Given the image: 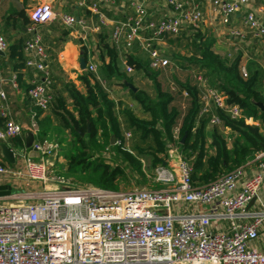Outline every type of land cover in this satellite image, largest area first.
<instances>
[{
    "label": "built area",
    "instance_id": "1",
    "mask_svg": "<svg viewBox=\"0 0 264 264\" xmlns=\"http://www.w3.org/2000/svg\"><path fill=\"white\" fill-rule=\"evenodd\" d=\"M209 1L212 12L225 27L226 41L239 44L247 39L264 40V3L253 9L249 7L250 0ZM193 2L168 0L173 14L152 20L146 0H130L132 13L125 19L112 20L110 41L126 50L137 43L148 55L151 69H165L171 62L156 44L165 35H177L184 27L199 29L203 15ZM113 3L114 0H80L78 4L92 15L89 21L58 13L47 2L30 8L27 30L31 37L25 40L23 48L29 54L25 65L40 73L27 90L34 107L47 110L52 99L48 54L39 27L58 19L64 27L77 31L85 47L89 34L109 23L102 6ZM237 13L241 14L240 25L233 27L230 18ZM7 46L0 35V53ZM125 68L132 71L130 66ZM96 69L94 58L88 60L87 70L96 73ZM240 74L248 76L243 66ZM195 79L200 86L198 117L210 114L212 108L233 119L242 116L236 104L226 103L224 94L206 86L200 75ZM14 80L15 75L11 81ZM102 84L105 85L103 80ZM261 85L264 87V78ZM170 89L175 90V86ZM182 96L187 97L185 90ZM0 99V117L4 121L0 126V142L6 143L22 137L23 130L5 105L2 90ZM129 105L133 107L132 103ZM245 120L250 122L251 118ZM208 124L220 126L222 121L211 113ZM35 127L31 130L30 148L39 153L37 159L27 156L22 137V146L6 143L14 154L15 167L0 160V184L10 186L8 195H0V200L9 201L8 205H0V264H264V249L253 245L264 226V201L260 197L264 151L256 155L257 171L240 186L238 181L244 175L245 165L205 186L194 185L190 164L171 144L166 158L152 171V180L158 188L133 185L113 190L63 181L50 186L45 156L55 151L46 140L40 139ZM174 132L177 135V127ZM130 137V132L125 131L124 138L128 141ZM8 176L9 182L5 180ZM30 182L42 188L30 189ZM21 183L26 189L16 191ZM252 199L256 206L249 207ZM223 223L226 228L221 227Z\"/></svg>",
    "mask_w": 264,
    "mask_h": 264
},
{
    "label": "trees",
    "instance_id": "2",
    "mask_svg": "<svg viewBox=\"0 0 264 264\" xmlns=\"http://www.w3.org/2000/svg\"><path fill=\"white\" fill-rule=\"evenodd\" d=\"M6 21L12 24L19 21L21 26L30 24L24 8L10 10ZM189 30L178 33L172 39L184 51L183 54L172 52L169 59L173 69L170 79L175 90L167 86L160 71L149 67L148 58H137L127 53L125 65L135 71L127 74L118 48L109 40L104 28L96 35L101 78L86 70L77 77L82 89L65 81L57 90L53 83L55 76L50 71L49 92L52 99L48 110L55 121L54 129L69 134L74 142L69 150H61L67 174L75 176L81 184L113 190L126 189L133 175L138 185L158 188L159 185L152 180V171L166 158L171 144L190 164L193 184L205 186L220 175L254 160L258 153L264 151V111L255 104H264V94L257 89L259 72L252 71L246 78L242 77L239 51L230 55L218 54L212 49L209 37L199 29ZM65 33L67 30H62V34ZM170 36L173 35H165L164 38L168 40ZM24 42L22 38L17 39L9 43L6 50L17 78L18 70L25 67ZM81 50L86 59V47ZM175 69L181 72V76L174 73ZM196 75L203 78L206 86L224 94L226 103L236 104L242 116L233 119L212 108L211 113L217 114L222 121L220 126L208 124L211 113L198 117L201 101ZM135 76L151 83V93L135 86ZM102 80L107 85H103ZM112 84L126 90L132 102L119 96L111 97L107 87ZM128 84H133L136 90L133 91ZM29 87L25 88L26 94ZM184 90L187 97L182 96ZM131 103L139 106L142 116L129 105ZM35 111L38 116L43 110L36 107ZM247 118L258 124L246 123ZM37 126V133L47 136L51 129L49 117L37 120ZM176 127L177 135L174 132ZM225 127L229 129L228 134L223 133ZM125 131L131 134L128 141L124 138ZM111 136L119 143L110 144ZM61 140L58 142L62 143ZM6 143L22 146V137L11 138ZM106 149L116 155L117 159L112 164L101 157L92 158V151ZM0 160L7 163L1 153ZM144 160L147 161V168L143 166Z\"/></svg>",
    "mask_w": 264,
    "mask_h": 264
},
{
    "label": "crops",
    "instance_id": "3",
    "mask_svg": "<svg viewBox=\"0 0 264 264\" xmlns=\"http://www.w3.org/2000/svg\"><path fill=\"white\" fill-rule=\"evenodd\" d=\"M26 1L27 0H0V35L4 37V39L7 41L8 44L20 38L27 40L31 37L30 32L27 30V26L29 24L25 26H21L19 25V21L15 22V24L6 21V16L8 15L9 11L15 8L16 9L24 8V11L28 16V12L32 7V5L27 4ZM79 1L80 0H36L35 4H38L40 2H47L50 3L53 9L58 13H67L78 17H83L87 21H89L92 18V15L85 7H82L78 4ZM263 3L264 0L262 1L257 0V2L251 1L249 7L254 9L263 5ZM193 4H196L202 12L203 20L201 22L199 30L207 37H211L210 39L212 40V45H213L212 49L216 53L221 55L222 54L230 55L232 52L236 53L239 51L241 55L239 61V71L242 66L246 69L248 73H251L252 71H258L260 77H259V82L257 84V89L264 94V87L261 85V80L262 78H264V66L261 64L259 65L258 62H256L255 58H252V56L257 55L256 54L257 52L255 50L257 49V46L260 45L264 47V40L251 41L247 39L239 44L226 41L225 27L219 22L216 15L212 12L210 1L194 0ZM102 7H103V11L105 12V14L109 19V23L103 26L102 28H104V30L108 32V38L110 40V33L112 32V23H113L112 20L125 19L128 15L132 13V9L130 7V0H114V3L111 6H102ZM146 7L149 17L152 20H158L163 16H169L173 14V8L168 4V0H146ZM242 10L243 12L246 11L245 8H243ZM240 16H241L240 13H237L234 16H232L230 18V25H232L233 27H238L241 21ZM58 27L60 32L58 31ZM189 29L191 28L184 27L180 30V32L184 30L190 31ZM62 30H67V33L62 34ZM39 32L41 34L42 44L48 54V65L50 71L52 75L55 76V80L53 82L55 86L54 89L60 90L62 88V82L65 81H70L74 83L78 88L80 87L82 88V85L77 77L81 72L87 70L88 60H93V58L97 65V69L95 73L96 77L101 78L99 75L100 73L98 72L100 61L98 59V50L96 47V40H97L96 35L99 31L96 33L91 32L88 36V41L85 46L87 52L86 59L84 58L81 50V48L84 45L82 44V41L80 40L77 31L64 27L58 19H55L49 22L48 24L41 25L39 27ZM46 32H48L49 34H46ZM173 37L175 36L168 37L169 38L168 40L163 37L162 40L157 42L156 44V46L161 50V54L167 57L168 59H170V55L172 53L171 49L180 50L177 41L172 40ZM164 46H166L167 48L165 49ZM116 48H118L119 57L121 62L124 64L123 66L125 71H126L125 55L127 53L136 56L137 58H142V59L148 58V55L143 50H141L140 46L137 43H135L133 47L130 48L129 50L124 49L122 45L120 47L117 46ZM88 50L90 51L89 56H88ZM178 53L183 54L184 51ZM23 55L25 57V60L29 55L24 50V48H23ZM81 57H83L86 62L84 69L80 68ZM158 71H160L161 72L160 75L161 76L163 75V77L166 79V83L167 86H169V88L171 87V85H174V83L170 79V74H172L173 71L172 67L169 66L165 69L162 70L160 69ZM134 72L135 71L133 70L130 72L126 71L127 74H133ZM174 73L178 74V76H181L180 75L181 72H179L177 69L174 70ZM39 74L40 73L37 72L35 69H32L25 65V67L18 70L19 78H17L15 72L12 69V63L8 58L7 51H5L3 54L0 53V90H2L5 94L4 102L12 118L22 127L23 139H24V134L27 131H31L33 125L36 126L35 127L36 129H38L37 120L43 118L44 116L49 117L50 126L55 125V121L52 118L48 109L43 110L38 116L36 115V111H35L36 107H34L31 104L28 95L26 94V89H25L26 86L31 85L32 81L37 79V76ZM13 75H15L14 82L11 81ZM140 80H141L140 76L134 77L135 86L136 83H139ZM103 81L105 82V80ZM79 84L80 87L78 86ZM105 85H107L106 82ZM107 88L108 91H111L110 87ZM118 96L121 97L122 95H118ZM126 101L130 102L131 99ZM1 102L2 100L0 99V104ZM3 122H4L3 118L0 117V126L3 125ZM246 123L258 124L257 121H254L252 119L250 122H246ZM223 133L228 134L229 129L227 127L223 128ZM38 136H40V139H43V137H45L39 134ZM0 153H1V149H0ZM15 163L12 164L13 167H15ZM256 171H257V162L255 161V159L247 162L244 166V175L242 179L238 181V185L240 186L242 181L247 176L252 175ZM5 178H6L5 180H8L7 182H9V180L11 181V178L9 176ZM19 186L21 187H18L16 191L26 189L25 187H23L22 183ZM29 188L38 189L39 188L38 183L30 182ZM260 197L264 201V177H263L262 185L260 187ZM250 206L251 207L256 206V202L249 205V207ZM215 226L217 227V224L216 225L214 224V227ZM226 226L227 225L225 223L221 225V227H225V228ZM253 245L257 248L264 249V226L259 231L258 239L253 243Z\"/></svg>",
    "mask_w": 264,
    "mask_h": 264
},
{
    "label": "rangeland",
    "instance_id": "4",
    "mask_svg": "<svg viewBox=\"0 0 264 264\" xmlns=\"http://www.w3.org/2000/svg\"><path fill=\"white\" fill-rule=\"evenodd\" d=\"M253 2H257V0H251ZM250 1V2H251ZM262 1V0H260ZM35 2L36 0H27L26 3L29 4V5H35ZM58 31L60 32L59 30V27H58ZM46 34H49L48 32H46ZM211 38V37H209ZM166 39V38H165ZM92 42V41H91ZM213 46V45H212ZM165 49L167 48L166 46H164ZM181 50V51H180ZM180 50H177V49H171V51L174 53L176 51L178 52H182L183 49L182 47H180ZM256 50V56H252V58H255L256 62H258V64L260 65H263L264 66V47L263 46H257V49ZM253 50V51H255ZM177 52V53H178ZM233 53V52H232ZM255 53V52H254ZM144 57V56H143ZM258 68V67H256ZM80 87V84L78 85ZM136 86H139L141 88H143L144 90H146L147 92L151 93L152 91V88H151V83L147 80V79H141L139 81V83H136ZM81 88V87H80ZM82 89V88H81ZM111 91H109V95L111 97H114V96H118V95H122L121 98H124L126 100H129L130 97H129V94L124 91L120 85H116V84H112L111 87H110ZM122 92V93H121ZM120 97V96H119ZM133 108L135 109V111L137 112V114L139 115H143L140 108L137 106V105H134L133 104ZM54 128V126H51V129L48 133L47 136L43 137L44 140L47 141L48 144H50L53 148V151H55L53 154H49L46 157L47 159V163H48V176H47V184L52 186V185H55L56 182H67L69 185L72 184H81L77 178L73 175H69L65 172V167H66V161H65V157L64 155H62V149H67L68 150L74 146V142L72 140V138L69 136V134L67 133H64L62 134L60 131H56ZM84 136V135H83ZM62 138V143H59L58 140ZM172 146V145H170ZM176 147V146H175ZM92 154H93V157L92 158H104L107 162H110L111 164L116 161V155L113 151L109 150V149H106L104 151H101V152H95V151H92ZM144 165H145V168H147V161L144 160ZM129 174V172H128ZM131 175V174H130ZM129 175V176H130ZM150 173L147 172V176H149ZM59 182V183H60ZM129 184V185H128ZM127 184V188H130L131 186L133 185H138L136 183V177H134L133 175L130 176V182ZM39 188L38 189H41L42 186L40 184H38ZM36 189V190H38ZM24 191V190H23ZM19 192H22V190H19ZM9 201L7 202H3V200H0V205H5L6 203H8ZM8 205V204H6Z\"/></svg>",
    "mask_w": 264,
    "mask_h": 264
},
{
    "label": "water",
    "instance_id": "5",
    "mask_svg": "<svg viewBox=\"0 0 264 264\" xmlns=\"http://www.w3.org/2000/svg\"><path fill=\"white\" fill-rule=\"evenodd\" d=\"M85 59L83 57L80 58V68L81 69H84L85 68ZM128 86L134 91L135 90V87L132 85V84H128ZM256 106L264 111V104L261 103V102H256L255 103ZM87 130H89V126L87 124ZM81 135H83L82 132H80ZM114 136H111L110 138V144H113L114 143ZM184 139V136L182 138V141ZM32 141H33V134L31 131H27L25 134H24V142H25V148L28 149V156L30 158H34V159H37L39 157V153L34 149V148H30L31 147V144H32ZM0 149H1V155L2 157L5 159L6 162H8L9 164H14L15 163V157H14V154L12 152V150L7 146V144L5 143H0ZM10 193V186L7 185V184H0V195H8ZM254 202V199H252L248 205H251L252 203Z\"/></svg>",
    "mask_w": 264,
    "mask_h": 264
}]
</instances>
